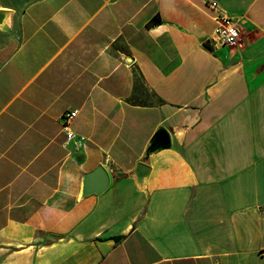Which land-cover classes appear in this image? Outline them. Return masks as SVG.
Listing matches in <instances>:
<instances>
[{"label":"crops","instance_id":"crops-1","mask_svg":"<svg viewBox=\"0 0 264 264\" xmlns=\"http://www.w3.org/2000/svg\"><path fill=\"white\" fill-rule=\"evenodd\" d=\"M211 1L240 21L235 47L207 42ZM0 14V264H264V0ZM74 111L82 150L63 146ZM161 129L170 147L146 156ZM98 167L108 188L80 198Z\"/></svg>","mask_w":264,"mask_h":264},{"label":"built area","instance_id":"built-area-1","mask_svg":"<svg viewBox=\"0 0 264 264\" xmlns=\"http://www.w3.org/2000/svg\"><path fill=\"white\" fill-rule=\"evenodd\" d=\"M208 5L209 8L216 11L217 14L213 18L215 28L207 42H209L213 48L235 47L241 39L242 27L240 21L229 18L219 11L217 2L211 1ZM76 115L77 112L74 111L66 113L61 117L62 133L65 136L63 146L72 145L73 149L82 150L87 146V139L75 133L70 126Z\"/></svg>","mask_w":264,"mask_h":264},{"label":"water","instance_id":"water-1","mask_svg":"<svg viewBox=\"0 0 264 264\" xmlns=\"http://www.w3.org/2000/svg\"><path fill=\"white\" fill-rule=\"evenodd\" d=\"M4 18L3 14H0V23ZM170 147V136L165 130H159L151 139L149 147L146 151V156L153 153L168 149ZM149 168L140 163L136 167L135 177L138 183L148 175ZM109 186V175L103 167H98L94 171L87 173L83 178V187L80 198H86L91 195H98L104 192Z\"/></svg>","mask_w":264,"mask_h":264},{"label":"trees","instance_id":"trees-1","mask_svg":"<svg viewBox=\"0 0 264 264\" xmlns=\"http://www.w3.org/2000/svg\"><path fill=\"white\" fill-rule=\"evenodd\" d=\"M138 83H139V84H138L137 90H138V91L140 90L139 87H141L142 89H144V87H143L142 84H141L140 79H138ZM132 101L136 102V101H135V98H133ZM161 102H162V101H161Z\"/></svg>","mask_w":264,"mask_h":264}]
</instances>
